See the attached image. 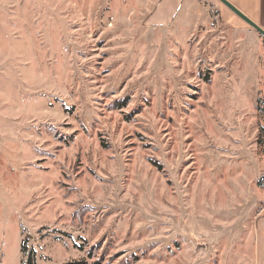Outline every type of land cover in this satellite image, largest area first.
<instances>
[{"label":"rangeland","instance_id":"rangeland-1","mask_svg":"<svg viewBox=\"0 0 264 264\" xmlns=\"http://www.w3.org/2000/svg\"><path fill=\"white\" fill-rule=\"evenodd\" d=\"M150 3L0 0V264H264V38Z\"/></svg>","mask_w":264,"mask_h":264},{"label":"crops","instance_id":"crops-1","mask_svg":"<svg viewBox=\"0 0 264 264\" xmlns=\"http://www.w3.org/2000/svg\"><path fill=\"white\" fill-rule=\"evenodd\" d=\"M149 1L151 2L150 4L154 5V8L146 21L148 25L153 28H161L172 25L176 18H178L187 0H148V2ZM228 1L264 30V0ZM223 7L226 8L225 6ZM243 24L245 23L243 22Z\"/></svg>","mask_w":264,"mask_h":264},{"label":"water","instance_id":"water-1","mask_svg":"<svg viewBox=\"0 0 264 264\" xmlns=\"http://www.w3.org/2000/svg\"><path fill=\"white\" fill-rule=\"evenodd\" d=\"M223 6H225L228 10H230L235 16L241 19L247 26L253 29L257 34L264 38V30L258 26L255 22L249 19L246 15H244L239 9H237L234 5H232L228 0H217Z\"/></svg>","mask_w":264,"mask_h":264},{"label":"trees","instance_id":"trees-1","mask_svg":"<svg viewBox=\"0 0 264 264\" xmlns=\"http://www.w3.org/2000/svg\"><path fill=\"white\" fill-rule=\"evenodd\" d=\"M25 250H26V247L25 245L23 244L22 245V248H21V252L22 253H25ZM25 264H34V257L33 255H27V260H26V263Z\"/></svg>","mask_w":264,"mask_h":264}]
</instances>
